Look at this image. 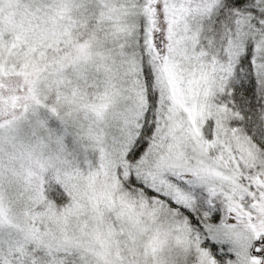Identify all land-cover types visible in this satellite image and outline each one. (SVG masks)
Segmentation results:
<instances>
[{
  "label": "snow or ice",
  "instance_id": "obj_1",
  "mask_svg": "<svg viewBox=\"0 0 264 264\" xmlns=\"http://www.w3.org/2000/svg\"><path fill=\"white\" fill-rule=\"evenodd\" d=\"M0 264H264V0H0Z\"/></svg>",
  "mask_w": 264,
  "mask_h": 264
}]
</instances>
